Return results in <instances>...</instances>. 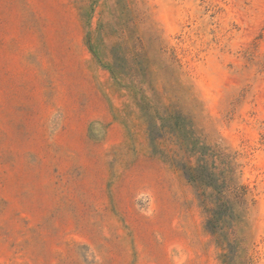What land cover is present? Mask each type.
Segmentation results:
<instances>
[{
	"label": "rangeland",
	"instance_id": "1",
	"mask_svg": "<svg viewBox=\"0 0 264 264\" xmlns=\"http://www.w3.org/2000/svg\"><path fill=\"white\" fill-rule=\"evenodd\" d=\"M160 106L246 187L221 236ZM0 264H264V0H0Z\"/></svg>",
	"mask_w": 264,
	"mask_h": 264
},
{
	"label": "trees",
	"instance_id": "2",
	"mask_svg": "<svg viewBox=\"0 0 264 264\" xmlns=\"http://www.w3.org/2000/svg\"><path fill=\"white\" fill-rule=\"evenodd\" d=\"M152 112V126L161 131L174 129L173 136L177 138L181 149L191 154L188 163L181 170L186 179L197 188L202 205L209 208L208 229L212 234L221 236L220 231L226 230L229 222H235L233 217L246 202L247 194L246 187L234 178L230 156L204 145L185 117L172 114L162 106ZM193 158H196L195 164H192ZM228 236L234 240L232 227H229Z\"/></svg>",
	"mask_w": 264,
	"mask_h": 264
}]
</instances>
